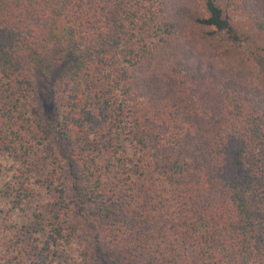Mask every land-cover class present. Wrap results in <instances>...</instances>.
Instances as JSON below:
<instances>
[{
  "label": "trees",
  "instance_id": "1",
  "mask_svg": "<svg viewBox=\"0 0 264 264\" xmlns=\"http://www.w3.org/2000/svg\"><path fill=\"white\" fill-rule=\"evenodd\" d=\"M252 30L264 0H0V264H264Z\"/></svg>",
  "mask_w": 264,
  "mask_h": 264
},
{
  "label": "rangeland",
  "instance_id": "2",
  "mask_svg": "<svg viewBox=\"0 0 264 264\" xmlns=\"http://www.w3.org/2000/svg\"><path fill=\"white\" fill-rule=\"evenodd\" d=\"M241 21H243V18H240ZM247 24V23H244ZM246 28H248L247 25H244ZM252 34V42L253 44H250V49L254 50L256 47L263 49L264 48V32H257L255 30L251 31ZM257 55L259 59L261 60L262 66H264V51L257 52Z\"/></svg>",
  "mask_w": 264,
  "mask_h": 264
}]
</instances>
